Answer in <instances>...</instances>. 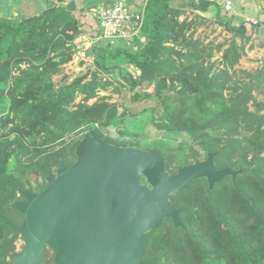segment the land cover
I'll list each match as a JSON object with an SVG mask.
<instances>
[{"label": "trees", "instance_id": "trees-1", "mask_svg": "<svg viewBox=\"0 0 264 264\" xmlns=\"http://www.w3.org/2000/svg\"><path fill=\"white\" fill-rule=\"evenodd\" d=\"M40 1L31 13L0 16V264L22 251L24 215L13 205L73 164L90 129L116 145H152L167 173L209 152L215 168L235 171L211 186L193 178L170 194L180 225L167 216L144 233L142 262L264 264V62L236 67L247 49L264 46L259 0L254 21L244 6L224 11L225 0H125L143 9L137 32L126 37L104 35L100 10L118 0ZM213 15L231 33L216 44L198 34ZM78 45L84 68L67 73ZM110 86L119 102L99 95ZM39 264H55L50 246Z\"/></svg>", "mask_w": 264, "mask_h": 264}, {"label": "water", "instance_id": "water-1", "mask_svg": "<svg viewBox=\"0 0 264 264\" xmlns=\"http://www.w3.org/2000/svg\"><path fill=\"white\" fill-rule=\"evenodd\" d=\"M76 155L73 164L46 176L41 191L23 192L24 200L13 205L24 215L23 249L13 264H39L46 245L55 264H150L140 259L144 233L167 216L180 225L169 195L193 178L205 176L211 186L235 173L215 168V152L167 173L154 149L116 145L92 129Z\"/></svg>", "mask_w": 264, "mask_h": 264}, {"label": "rangeland", "instance_id": "rangeland-1", "mask_svg": "<svg viewBox=\"0 0 264 264\" xmlns=\"http://www.w3.org/2000/svg\"><path fill=\"white\" fill-rule=\"evenodd\" d=\"M39 0H0V16H7V17H12L15 15H21L24 13L23 11H27V12H33V10L37 7V3ZM42 1V0H41ZM40 1V2H41ZM49 1H54V0H49ZM67 0H64V2H66ZM138 4H141V0H136ZM232 2V0H231ZM234 4L232 3V7H231V11L233 10V12H240V9L242 6L245 7V13H243L246 19H252L253 21L255 20V17L250 15L251 12H254L255 9H257L259 7V4L256 3L255 0H233ZM250 2V5L248 4ZM259 3L261 6H264V0H259ZM133 4V3H132ZM135 5V4H134ZM136 7V6H135ZM214 8H210V12L214 13ZM247 12V13H246ZM225 14V12H223ZM222 13V14H223ZM232 13V12H231ZM231 13H227L228 15H230ZM252 14V13H251ZM87 19L91 20V17L86 16ZM257 18V16H256ZM220 18L213 15L211 16V21L208 25L206 26H202L199 27L198 29V34L199 35H203L204 33L208 34V37L204 39V42L206 43L207 41H213L215 44L219 43L223 40H226L228 38H230L231 33L229 31H226L223 26L218 25V20ZM253 41H261V37H255ZM119 40H116V43H119ZM84 48L85 47H89V45L91 44V41H89V39H87L86 37H84L83 43ZM100 50H105L106 47V40H101L100 41ZM247 53L240 59L239 64L236 66L237 68L240 69H247V70H254L259 64H261V62H264V46H259L256 45L254 46L252 49H247L246 50ZM80 55H73V58L64 65L65 71L67 73H72V72H77L79 70H82L84 68V65H80L78 62L79 60H81V56ZM220 56V52H217L214 54L213 59H216ZM91 61V57H87L85 59V64L90 63ZM131 69V68H130ZM110 89L111 86L109 87L108 90L104 91L101 90L99 92V95H108L110 94V98L109 101H120V94L113 92L110 93ZM108 131L110 133L111 136H118L116 130L113 127H108ZM148 133V134H147ZM145 135L143 134V138L150 140L152 138L153 133H149L147 132ZM128 132L124 131V135H127ZM178 142L181 141L180 138L177 139ZM140 147L143 148V146L140 145ZM148 148H152L154 149V147L151 145ZM155 150V149H154ZM35 187V185H33ZM36 188V187H35ZM22 245L23 242L21 240V238H19L16 241V251H19L22 249Z\"/></svg>", "mask_w": 264, "mask_h": 264}, {"label": "built area", "instance_id": "built-area-1", "mask_svg": "<svg viewBox=\"0 0 264 264\" xmlns=\"http://www.w3.org/2000/svg\"><path fill=\"white\" fill-rule=\"evenodd\" d=\"M225 9H230L231 2L225 0ZM105 36L126 37L137 32L141 25L142 13L133 12L125 6L123 1H118L112 7L100 10ZM77 55L85 57L81 45L77 46Z\"/></svg>", "mask_w": 264, "mask_h": 264}, {"label": "clouds", "instance_id": "clouds-1", "mask_svg": "<svg viewBox=\"0 0 264 264\" xmlns=\"http://www.w3.org/2000/svg\"><path fill=\"white\" fill-rule=\"evenodd\" d=\"M118 1H120V0H118ZM117 1V2H118ZM121 1H123L124 2V4H125V6L126 7H128L131 11H133V12H138L137 11V9H136V7L134 6V4H130V3H127V2H125V0H121ZM230 2H231V0H229ZM116 2V3H117ZM222 5H223V8H224V11H231V7H232V2H231V7H230V9H225V7H224V4H225V1H224V3H222V2H220ZM232 12V11H231ZM139 13H143V9L141 10V12H139ZM77 51V50H76ZM77 55V52H74V54L73 55ZM85 58V57H84ZM103 139V138H102ZM35 193H38V192H35ZM23 249V248H22Z\"/></svg>", "mask_w": 264, "mask_h": 264}]
</instances>
